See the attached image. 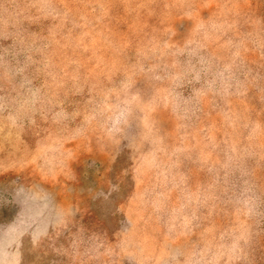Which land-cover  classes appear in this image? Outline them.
I'll use <instances>...</instances> for the list:
<instances>
[{
    "label": "rangeland",
    "instance_id": "obj_1",
    "mask_svg": "<svg viewBox=\"0 0 264 264\" xmlns=\"http://www.w3.org/2000/svg\"><path fill=\"white\" fill-rule=\"evenodd\" d=\"M0 264H264V0H0Z\"/></svg>",
    "mask_w": 264,
    "mask_h": 264
}]
</instances>
